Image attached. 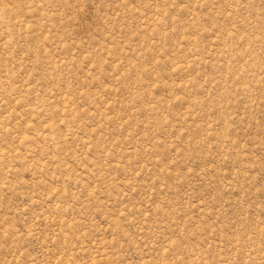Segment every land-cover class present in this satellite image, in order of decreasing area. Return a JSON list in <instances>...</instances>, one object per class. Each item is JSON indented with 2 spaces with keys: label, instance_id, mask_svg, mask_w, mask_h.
Wrapping results in <instances>:
<instances>
[{
  "label": "rangeland",
  "instance_id": "1",
  "mask_svg": "<svg viewBox=\"0 0 264 264\" xmlns=\"http://www.w3.org/2000/svg\"><path fill=\"white\" fill-rule=\"evenodd\" d=\"M0 264H264V0H0Z\"/></svg>",
  "mask_w": 264,
  "mask_h": 264
}]
</instances>
